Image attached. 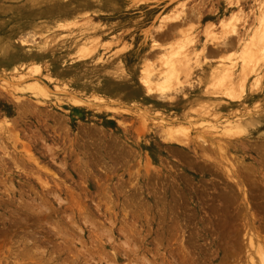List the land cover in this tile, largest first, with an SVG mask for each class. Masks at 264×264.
Wrapping results in <instances>:
<instances>
[{
	"label": "rangeland",
	"instance_id": "1",
	"mask_svg": "<svg viewBox=\"0 0 264 264\" xmlns=\"http://www.w3.org/2000/svg\"><path fill=\"white\" fill-rule=\"evenodd\" d=\"M169 15L175 22L162 19ZM261 18L264 0H0V264H39L40 252L66 241L57 228L88 249L107 245L100 264H160L163 226L173 221L186 225L183 241L201 249L197 264H245L246 248L241 263L223 250L243 234L246 219L261 224L264 217V52L242 102L209 94L204 100L215 104L202 110L193 106L202 97L200 66L182 88L177 82L180 93L163 95L144 90L140 70L146 66L159 79L161 62L179 49L212 66L240 63ZM55 86L61 92L51 95ZM161 120L189 127L180 128L184 138L177 134L183 144L161 136ZM210 120L219 127L237 120L243 129L213 135ZM227 173L243 183L248 199L242 190H235L240 198L230 196ZM227 199L236 201L230 206ZM29 236L39 248L24 257ZM79 246L53 257L72 264ZM98 262L95 256L92 264Z\"/></svg>",
	"mask_w": 264,
	"mask_h": 264
},
{
	"label": "bare ground",
	"instance_id": "2",
	"mask_svg": "<svg viewBox=\"0 0 264 264\" xmlns=\"http://www.w3.org/2000/svg\"><path fill=\"white\" fill-rule=\"evenodd\" d=\"M166 16V15H165ZM175 16L172 17V15L170 16H167V17H163L162 19H164L165 21H167L168 23H171V22H175L174 20ZM260 25H258L257 27H260V29H256L255 30V35L253 37V40H252V44H251V50L249 49H246L247 51H243L242 55H241V61L240 63H232L229 61V63L227 64V66H217V65H214L212 66L211 63L209 62H201L199 61V57H196L195 55H189L188 53H185V52H182L183 50L179 49V52L177 53H171L168 57H166L162 62L161 64L163 65V68H164V71L161 73L162 75H160L161 77L155 78L151 77V76H154L153 73H150L149 69H147V67H142L141 70H140V82H141V85L142 87L144 88V90L146 92H149L150 90H154L155 92L158 93V95H163L164 93L166 92H170L172 93L173 90H179L180 88L183 87V83L189 81V80H192L194 78V68L197 67V66H200L203 71L201 73V75L196 79L197 80V84L198 85H201L200 86V92L202 93V97L200 99H198V101H196V99L193 100V106L194 108L197 110V109H201L202 108H208L210 107L211 105H214L215 103H213V101L215 99H208L209 97H207L208 100H204L205 97L204 95H209L211 94L213 97H217V96H221L223 98H225L226 100L228 101H241V99L243 98V96H245L247 93H246V89H247V83H246V79L248 78V75L250 73H253L251 72L252 68L254 67L255 65V62H257L256 60H258L257 58L259 57L258 56V51H263L264 52V18H261V21H260ZM224 28L223 29H226V26H223ZM48 34V33H47ZM39 35V34H38ZM50 35V33H49ZM47 36V35H46ZM37 38V37H36ZM45 41V40H44ZM48 41V40H47ZM153 44V43H152ZM185 46V45H183ZM249 47V46H248ZM247 47V48H248ZM90 50V49H89ZM171 50V49H170ZM204 50V49H202ZM86 49L85 48H81L78 50L79 54L80 53H86L85 52ZM153 51V50H152ZM168 51V50H167ZM176 51V50H175ZM261 52V53H263ZM170 53V52H169ZM160 55V54H159ZM165 55V54H164ZM199 55V54H198ZM209 55V54H208ZM158 57V56H157ZM163 58V57H162ZM205 58V57H204ZM260 58V57H259ZM210 60V59H209ZM18 61V60H17ZM260 61V60H259ZM151 66V65H150ZM256 66V65H255ZM238 67V72H235V68ZM160 68V67H159ZM16 70V69H15ZM254 70V69H253ZM199 71V70H198ZM153 74V75H152ZM156 75V74H155ZM18 76H21V78L23 77L22 75H18ZM178 76H182L184 78V81H180L178 80ZM181 77V79H182ZM128 78V77H127ZM20 79V78H19ZM177 79V80H176ZM195 80V81H196ZM180 81V82H179ZM254 81V80H253ZM257 81V79H256ZM181 85L180 88H175L177 86L178 83ZM258 82V81H257ZM256 82V83H257ZM30 84V83H29ZM253 84V83H252ZM258 84V83H257ZM256 84V85H257ZM27 85V84H26ZM255 85V84H254ZM253 85V86H254ZM255 85V86H256ZM31 86V85H30ZM33 86V85H32ZM37 86V85H36ZM192 86V85H191ZM212 86H214L215 88H212ZM254 86V88H255ZM195 87V86H194ZM44 88V87H43ZM48 89V88H47ZM184 89V88H183ZM189 89V88H188ZM39 91H42V87L39 86V88L37 89ZM182 89L179 90V93ZM45 91V90H44ZM46 92V91H45ZM61 92L60 91V88L58 86H55L53 87V91H51V95L53 93L55 94H59ZM38 93V92H37ZM50 93V92H49ZM48 93V94H49ZM40 94V93H39ZM47 94V93H46ZM41 95V94H40ZM54 95V94H53ZM166 95V94H165ZM161 97H166V96H160ZM184 97V96H183ZM159 98V97H158ZM194 98V97H193ZM185 100V99H184ZM244 100V99H243ZM188 108V107H187ZM193 109V108H192ZM191 109V110H192ZM188 110V109H187ZM196 110L194 113H196ZM198 112V111H197ZM189 113V112H188ZM206 115V114H205ZM161 119V118H160ZM167 121V120H165ZM203 121V120H202ZM205 121V120H204ZM207 122L209 120H206ZM205 121V122H206ZM211 121V120H210ZM168 122V121H167ZM223 122V121H222ZM213 122L211 121V124ZM210 124V123H209ZM216 123H213V125H209L211 126L208 130V133L210 134H213V135H218V136H225L227 133L229 132H240L242 131L243 129V125L240 123V121H231L227 124L225 123H222L220 124L221 126H217L215 125ZM159 125V128L161 129L160 131V134L161 136H164L166 138H168V140H170L169 142L173 143V144H183V141H181L180 138H178L179 136H177V134L179 133V135L182 134L183 136V130L180 129L181 127L182 128H189V127H186V126H181L180 128L178 127V129L182 130L180 132V130L178 129H172L173 125L171 123H166V122H163V120H161V122L158 124ZM203 125V124H202ZM206 125V124H205ZM208 125V123H207ZM180 126V125H179ZM188 126V125H187ZM192 126V125H191ZM184 129V132L187 134L188 136V129H187V132L186 130ZM96 131V130H95ZM191 133V132H190ZM90 134V133H89ZM96 134V133H95ZM185 134V135H186ZM203 135V134H202ZM205 135V134H204ZM160 136V135H159ZM186 136V138H187ZM197 137H199V135H197ZM217 137V136H216ZM184 138V136H183ZM204 140L203 142L205 141V143L208 144V139L205 137H203ZM201 137V140L203 139ZM207 139V140H206ZM99 140V139H98ZM200 140V141H201ZM100 141V140H99ZM98 141V142H99ZM223 141V140H222ZM97 142V141H96ZM163 142V141H162ZM167 142V141H166ZM196 142V141H195ZM210 142V140H209ZM123 144V143H122ZM196 144V143H195ZM199 144V143H198ZM262 144V143H261ZM203 145V144H202ZM201 145V146H202ZM218 145V144H217ZM100 146V145H99ZM113 146H117V145H114ZM124 146V145H123ZM199 146V147H201ZM127 147V146H126ZM214 147V146H212ZM263 147V146H262ZM203 148V146H202ZM201 148V149H202ZM205 148V147H204ZM217 149V148H216ZM260 149V148H259ZM122 150V149H121ZM203 150V149H202ZM221 150V149H220ZM50 151V150H49ZM119 152V151H118ZM129 152V151H128ZM127 152V153H128ZM223 152V151H222ZM54 153V152H53ZM120 153V152H119ZM205 153V152H204ZM115 154V153H114ZM124 154V153H123ZM130 154V153H129ZM224 154V153H223ZM227 154V153H226ZM30 155V154H29ZM222 155V154H221ZM211 156V155H210ZM33 157V156H32ZM263 157V156H262ZM2 158V157H1ZM220 158V157H219ZM32 159V158H31ZM262 159V158H261ZM30 160V159H29ZM2 162V161H1ZM224 162V161H223ZM226 162V161H225ZM237 162V161H235ZM192 163V162H191ZM231 163V162H230ZM261 163V162H260ZM99 164V163H98ZM190 164V163H189ZM206 164V163H205ZM235 164V163H234ZM233 164V165H234ZM30 165V164H29ZM64 165V164H63ZM188 165V164H187ZM194 165V164H193ZM218 165V164H217ZM237 165V164H236ZM205 167V166H204ZM234 167V166H233ZM193 168V167H192ZM232 168V166H231ZM48 169V168H47ZM210 169V168H209ZM234 168H232L233 170ZM207 171V170H206ZM238 171H240V169H238ZM238 171H235L234 169V173L236 172V174L238 173ZM232 172V173H233ZM250 172V171H249ZM229 173V172H228ZM227 173V174H228ZM233 173V174H234ZM239 173H242V172H239ZM248 173V172H247ZM258 173V172H257ZM3 174V173H2ZM250 174V173H249ZM254 175V174H253ZM47 176V175H46ZM242 176V175H241ZM260 176V175H259ZM180 177V176H179ZM245 177V176H244ZM61 180V179H60ZM186 180V179H185ZM227 180L228 182H233V184L235 185V189L233 190L232 187H233V184H232V187L229 185L230 187V190L231 191H235V190H242L243 192V198L246 200L248 199L247 197V191L246 189L243 190V183H241V181H239V179H234L232 174L229 176V174L227 175ZM250 180V179H249ZM247 179V181H249ZM258 180V179H257ZM254 181V180H253ZM43 182V181H41ZM47 182V181H46ZM148 182V181H147ZM230 182V183H231ZM250 182L251 180L249 181V185H250ZM258 182V181H257ZM154 183V181H153ZM252 183V182H251ZM3 184V183H2ZM42 184V183H41ZM79 184V183H78ZM84 184V183H83ZM248 185V183H245ZM244 184V185H245ZM257 184V183H256ZM254 184V185H256ZM9 185V184H8ZM136 185V184H135ZM149 185V184H148ZM175 185V184H174ZM49 186V185H48ZM79 186V185H78ZM227 186V185H226ZM253 185H250V187H252ZM257 186V185H256ZM254 186V187H256ZM43 187V186H42ZM162 187V186H161ZM228 187V188H229ZM247 187V186H246ZM10 188V187H9ZM46 188V187H44ZM253 188V187H252ZM251 189V188H250ZM12 190V189H11ZM173 190V189H172ZM252 190V189H251ZM256 190V189H255ZM4 191V190H3ZM17 191V190H16ZM152 191V190H151ZM180 191V190H179ZM253 191V190H252ZM47 193V192H46ZM139 193V192H138ZM204 193V192H203ZM232 196V193H236L234 195H237L238 197V194L237 192H229ZM13 194V193H12ZM25 194V193H24ZM36 194V193H35ZM51 194V193H50ZM170 195V194H169ZM222 195V194H221ZM232 196L233 198L235 196ZM262 198H264V193L261 194ZM13 196V195H12ZM171 196V195H170ZM199 197V196H198ZM219 197V196H218ZM30 198V197H29ZM39 198V197H38ZM79 198V197H78ZM137 198V197H136ZM226 198H230L229 195L228 196H225L223 197L221 200L224 202H226ZM236 198V197H235ZM239 198H240V194H239ZM261 198V199H262ZM57 199V198H56ZM135 199V198H134ZM242 199V198H241ZM54 200V199H53ZM108 200V199H107ZM128 200V199H127ZM137 200V199H136ZM171 200V199H170ZM216 200V199H215ZM233 200V199H232ZM263 200V199H262ZM41 201V200H40ZM130 201V200H129ZM228 201V199H227ZM236 201V199H235ZM235 201H228L229 204L230 202L234 204ZM60 202V201H59ZM110 202V201H108ZM107 202V203H108ZM163 202V201H162ZM219 202V201H218ZM264 202V201H262ZM155 203V202H154ZM167 203V202H165ZM75 204V203H74ZM129 204V203H128ZM127 204V205H128ZM164 204V203H162ZM228 204V203H227ZM232 204V205H233ZM73 205V204H72ZM132 205V204H131ZM165 205V204H164ZM162 205V207L164 206ZM169 206V204H167ZM248 205V204H246ZM27 206V205H26ZM40 206V204H39ZM76 206V205H75ZM231 206V204H230ZM261 206V205H260ZM52 207V206H51ZM126 207V206H125ZM227 207V206H226ZM262 207V206H261ZM264 207V206H263ZM262 207V208H263ZM24 208V207H23ZM27 208V207H26ZM33 208V207H32ZM225 208V207H224ZM260 208V207H259ZM262 208L260 210H262ZM21 209V208H20ZM48 210L50 209L51 211V208H47ZM53 209V208H52ZM145 209V208H144ZM170 209V207H169ZM168 209V211H169ZM248 209V208H247ZM29 210V209H28ZM111 210V209H110ZM158 210V209H157ZM167 210V209H166ZM260 210H259V213H260ZM13 211V210H12ZM17 211V210H16ZM105 211V210H104ZM108 211V210H107ZM122 211H125V210H122ZM264 212V208L262 210ZM261 211V212H262ZM18 212V211H17ZM39 212V211H38ZM54 212V211H53ZM109 212V211H108ZM136 212V211H135ZM149 212V211H148ZM203 212V211H202ZM248 212V210H247ZM37 213V212H36ZM50 213V212H49ZM99 213V212H98ZM165 213V212H164ZM167 213V212H166ZM170 213V212H169ZM177 213V212H176ZM239 213V212H238ZM249 213V212H248ZM81 214V213H80ZM125 214V213H124ZM134 214V213H133ZM178 214V213H177ZM187 214V213H186ZM261 214V213H260ZM33 214H31L32 216ZM41 215V214H40ZM79 215V214H77ZM162 215V214H161ZM160 215V216H161ZM164 215H162V217L164 218ZM173 215V213H172ZM198 215V214H197ZM223 215V214H222ZM244 215V213H243ZM254 215V214H253ZM252 215V217H253ZM45 216V215H44ZM235 216V215H234ZM245 216V215H244ZM251 216V214H250ZM10 217V216H9ZM230 217V216H229ZM246 217V216H245ZM249 217V215L247 216ZM259 217V216H258ZM13 218V217H12ZM29 218V217H28ZM126 218V216H125ZM179 218V217H178ZM233 218V216H232ZM239 218V217H238ZM244 218V217H243ZM256 218V216H255ZM264 217H262L263 219ZM21 219V218H20ZM70 219V218H69ZM105 219V218H104ZM170 219V218H168ZM242 219V218H241ZM253 219V218H252ZM261 219V224L258 223V221H256L255 219L251 220V219H246V223L244 224L245 226H243V234L242 235V241L244 243V241H246V244L244 246H242V242H241V238L239 239L238 237H241V235H239L241 232L238 231V232H234V234H238V236L236 238H234L235 240V243H233L234 241H232V244L230 243V247L229 248H223L224 250V255L227 259H229L228 261L231 262V260L233 259L232 257L235 258L236 261H239V258L241 257V254H242V251H244L243 249L246 248V255H244L246 257V261H245V264H264V219L262 220ZM24 220V219H23ZM52 220V218H51ZM78 220V219H77ZM164 220V221H163ZM162 220V222H165L166 223V220L167 218H164ZM229 220V218H228ZM238 220V219H237ZM42 221V220H41ZM54 221V220H53ZM52 221V222H53ZM121 221V220H120ZM168 221V220H167ZM171 221V220H170ZM12 222V221H11ZM100 222V221H99ZM226 221H224L223 223H225ZM245 222V221H244ZM83 223V222H82ZM85 223V222H84ZM89 223V222H88ZM102 223V222H101ZM171 223V222H170ZM173 223L175 224H171L172 227H170V225L168 224H164L163 226V242H164V246H163V250H162V258H161V261H160V264H197L196 260L194 259V253L197 254V256H201L202 254L200 253V250L198 248H196V246H194V243L191 242L190 239H188L187 241H183L185 240L184 238V233L182 231L183 229V226H186V225H183L180 226L182 227V229L180 230V227L178 225L177 222H174ZM182 223V221H181ZM202 223V222H201ZM221 223V222H220ZM222 223V225L224 226V224ZM229 223V222H228ZM227 222L225 224H228ZM240 223V222H239ZM54 224V223H53ZM69 224V223H68ZM75 224V223H74ZM86 224V223H85ZM98 224V223H97ZM242 224V223H240ZM2 225V224H1ZM120 225V224H119ZM124 225V224H123ZM235 225V224H234ZM11 226V225H10ZM48 226V225H47ZM73 226V225H72ZM75 226V225H74ZM113 225H111L112 227ZM229 226V224H228ZM32 227V226H31ZM49 227V226H48ZM77 227V226H76ZM75 227V228H76ZM96 227V226H95ZM127 227V226H126ZM160 227V226H159ZM225 227H227L225 225ZM231 227V226H230ZM228 227V228H230ZM235 227L234 229H237L236 226H233ZM9 228V227H8ZM7 228V229H8ZM53 229H56L57 227H52ZM78 228V227H77ZM76 228V229H77ZM189 228V227H188ZM79 229V228H78ZM77 229V230H78ZM127 229V228H126ZM131 229V228H130ZM185 231L186 230H189V229H186L184 228ZM219 229V233H222L220 232V227L218 228ZM224 229V228H222ZM233 229V230H234ZM19 230V229H18ZM49 230H52V229H49ZM57 236L58 237H62V238H65V240L63 239H60L62 240V245L58 247L57 250H54L52 249L51 252H47L45 253L44 251L40 252L41 256L40 258H37V261H39V264H62L60 262H58V259L59 258H54L53 255H55V253L57 254L58 252V255H61V254H64V252L68 251L69 254H72V248L73 246H75V242H77L80 246L79 248V251L81 250V255H75V256H72V264H81L82 260L84 259V263L85 264H92V261H94V258L95 256L97 257V260H99V262L97 264H100L101 260H104L102 259V254L104 255V251H107L106 250V246L107 245H102L101 247H98L97 245H94V246H91L92 249H88L85 247V244L84 243H81L80 240H76V239H73V238H69V236L67 237L66 236V232L65 234H63L61 232V228L58 229L57 228ZM83 230V229H82ZM140 230V229H139ZM56 230H54L55 232ZM129 231V230H128ZM152 231V230H151ZM190 231V230H189ZM227 231V229L225 230ZM232 231V230H230ZM70 232V231H69ZM74 232V231H73ZM81 232V231H80ZM96 232H98L96 230ZM120 232V231H119ZM136 232V231H135ZM26 233V232H25ZM28 233V232H27ZM30 233V232H29ZM49 233V232H48ZM83 233V232H81ZM103 233V232H102ZM127 233V232H126ZM132 233V232H131ZM227 233V232H226ZM230 233V232H229ZM19 234V233H18ZM31 234V233H30ZM51 234V233H50ZM121 234V233H120ZM129 234V233H127ZM126 234V235H127ZM136 234V233H135ZM29 235V234H27ZM32 235V234H31ZM68 235V233H67ZM109 235V234H108ZM123 236V233L121 234ZM206 236V234H204ZM223 235V234H222ZM14 236V235H13ZM17 236V235H16ZM20 236V235H18ZM26 236V235H25ZM36 236V235H35ZM44 236V235H43ZM55 236V237H57ZM120 236V235H119ZM188 236V235H186ZM191 236V235H190ZM202 236V235H201ZM30 237H32L34 240V236H29L28 238H26V240H24L25 242L22 243V246L25 247V249H28L27 251H24L23 255L24 257H31L30 255H33V253L30 251L32 249V247H36V248H39V243L38 241H34L33 242H30V240H28ZM38 237V236H37ZM36 237V238H37ZM42 237V236H40ZM38 237V239L40 238ZM109 237V236H108ZM127 237V236H126ZM135 237V236H134ZM162 237V235H161ZM192 237V236H191ZM194 237V236H193ZM197 237V236H196ZM69 238V239H68ZM125 238V237H124ZM190 238V237H189ZM20 239V238H19ZM45 239V238H44ZM43 239V240H44ZM71 239V240H70ZM127 239V238H126ZM125 239V240H126ZM192 239V238H191ZM224 239V238H223ZM233 239V238H232ZM41 240V239H40ZM67 240L68 242L70 243V245H68L69 243H67ZM200 240V236H198V241ZM32 241V240H31ZM52 241V240H51ZM238 241V242H237ZM18 242V241H16ZM20 242V241H19ZM99 242V241H98ZM124 242V241H123ZM122 242V243H123ZM173 242V243H172ZM180 243L181 245L179 246H176L177 243ZM241 242V243H240ZM100 243V242H99ZM162 243V242H161ZM160 243V244H161ZM172 243V244H171ZM197 243V242H196ZM207 243V242H206ZM227 243V244H229ZM1 244V242H0ZM109 244V243H108ZM125 246H127L128 248L130 247V245L128 244V242H124L123 243ZM213 244V243H212ZM43 245V244H42ZM7 246V245H6ZM100 246V245H99ZM133 246V244H132ZM135 246V245H134ZM139 246V245H138ZM215 246V245H214ZM108 247H110L111 249L113 248V243H111L110 245H108ZM136 247V246H135ZM174 247V248H173ZM201 247V246H200ZM119 248V247H118ZM134 248V247H133ZM208 248V247H207ZM8 250V249H7ZM41 250V249H40ZM54 250V251H53ZM109 250V249H108ZM209 250V249H208ZM35 251H38V250H35ZM78 251V250H77ZM132 251V250H131ZM197 251V252H196ZM222 251V250H221ZM94 252V253H93ZM133 252V251H132ZM21 253V252H20ZM37 253V252H36ZM68 253H66L67 255H69ZM244 253V252H243ZM48 254V256H47ZM217 254V252H216ZM11 255V254H10ZM40 255V254H39ZM133 255V254H132ZM151 255V254H150ZM107 256V255H106ZM126 256V255H125ZM232 256V257H231ZM47 257V258H46ZM133 257V256H132ZM223 257V258H225ZM232 259H231V258ZM83 258V259H82ZM33 259V258H32ZM133 259V258H131ZM231 259V260H230ZM110 260V259H109ZM128 260V259H127ZM66 261V260H65ZM13 262V261H12ZM36 262V261H35ZM105 262V260L103 261ZM141 262V261H140ZM233 262H234V259H233ZM6 263V262H5ZM83 263V262H82ZM96 263V262H95ZM106 263V262H105ZM239 263H241L239 261ZM16 264V263H15ZM35 264H38L35 263ZM114 264V263H112ZM141 264H154V263H149L148 260L144 259ZM242 264V263H241Z\"/></svg>",
	"mask_w": 264,
	"mask_h": 264
}]
</instances>
